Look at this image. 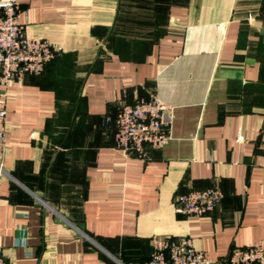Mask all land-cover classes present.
I'll list each match as a JSON object with an SVG mask.
<instances>
[{"label":"crops","instance_id":"1","mask_svg":"<svg viewBox=\"0 0 264 264\" xmlns=\"http://www.w3.org/2000/svg\"><path fill=\"white\" fill-rule=\"evenodd\" d=\"M28 37L57 49L5 90L0 231L9 264H135L153 237L215 264L264 241V0H27ZM171 109L145 159L115 146L121 105ZM106 118L110 122L106 123ZM218 184L210 216L175 198Z\"/></svg>","mask_w":264,"mask_h":264},{"label":"built area","instance_id":"2","mask_svg":"<svg viewBox=\"0 0 264 264\" xmlns=\"http://www.w3.org/2000/svg\"><path fill=\"white\" fill-rule=\"evenodd\" d=\"M25 1L0 0V86L4 90L24 82L29 76H40L57 54V49L49 41L26 35L21 22L24 13L22 3ZM4 96L5 93L0 95V119L5 116ZM171 121V109L155 97L121 105L113 120L115 146L127 156L145 159L150 149H159L167 144ZM105 122L109 123L110 118ZM0 138H3L2 132ZM3 173L0 166V176ZM222 199L221 187L214 184L177 196L174 210L185 218H203L213 214ZM150 246L149 259L135 264H215L202 251L195 249L187 236L153 237ZM0 264H9L2 248L1 231ZM225 264H264V241L233 249Z\"/></svg>","mask_w":264,"mask_h":264},{"label":"trees","instance_id":"3","mask_svg":"<svg viewBox=\"0 0 264 264\" xmlns=\"http://www.w3.org/2000/svg\"><path fill=\"white\" fill-rule=\"evenodd\" d=\"M142 263V262H141Z\"/></svg>","mask_w":264,"mask_h":264}]
</instances>
